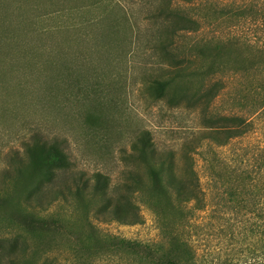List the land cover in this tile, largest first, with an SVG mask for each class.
I'll use <instances>...</instances> for the list:
<instances>
[{
	"label": "rangeland",
	"instance_id": "obj_1",
	"mask_svg": "<svg viewBox=\"0 0 264 264\" xmlns=\"http://www.w3.org/2000/svg\"><path fill=\"white\" fill-rule=\"evenodd\" d=\"M178 12L194 24L173 35ZM184 68L166 93L151 90ZM210 86L211 113L255 117L251 134L198 146L203 106L189 98ZM144 135L177 175L192 161L206 208L136 158ZM37 138L61 144L71 185L91 190L101 174L108 207L135 208L140 224L109 220L100 196L57 194L64 179L44 184L43 164L18 172ZM261 150L264 0H0V264H260L261 230L243 222L264 192ZM133 173L144 186L130 187Z\"/></svg>",
	"mask_w": 264,
	"mask_h": 264
},
{
	"label": "trees",
	"instance_id": "obj_2",
	"mask_svg": "<svg viewBox=\"0 0 264 264\" xmlns=\"http://www.w3.org/2000/svg\"><path fill=\"white\" fill-rule=\"evenodd\" d=\"M168 5L173 0H167ZM182 2H188L189 0H180ZM169 10V6L166 9H161L162 16L165 15L166 22H169V19L173 18L174 10L171 13H167ZM178 19L176 26L177 29H172L175 27L174 25L166 24L167 28L171 30L173 35H176L178 31H185L189 28L191 24H194L192 19L186 18L185 14L178 12L176 14ZM170 24V23H169ZM173 73L171 79L166 81H156L154 85L151 86V90L153 89L154 93H166L168 86L171 81L175 79L181 78L184 76L185 68L178 69ZM216 97L215 86H210L206 91L201 92L198 96L194 98H189L190 101L200 103L203 106L202 110V128L203 131L199 134L197 138V144L199 147H203L204 143L212 142L217 144L218 147H225L230 145L232 142L245 138L249 134H251L254 125H255V117L250 118V116L244 115H235L232 114L230 116L220 115L214 116L215 114L211 113V106ZM260 115V114H258ZM256 116V115H255ZM263 118L262 115L258 116V118ZM259 118V119H260ZM33 143H29L26 146L25 154L19 159V169L18 172H23L28 168H37L38 165L43 164L45 168V179L43 182L47 186L55 185L57 179H60V175L64 179V183H62L57 191L59 195H65L68 193H76L78 195H92V196H100V198L104 201V208H107L109 212L107 218L109 220H116L125 225H136L140 224V215L138 211L134 208L131 212L127 213L124 211L120 203H117L111 207L109 203L111 201V196L106 191V181L104 176L101 174L97 175V182L90 190L89 188V180L83 181L81 183H76L75 185H71L68 181L70 177L76 178L74 175H69L72 173V162L68 156V154L63 150L61 144L58 141L48 142L41 139H34ZM264 151V150H261ZM136 158H141L146 161H151L153 164L158 166L159 168H165L168 170V181L167 185L173 191L177 199L183 204H196L203 203L204 206L201 209L206 208V203H204V192L201 188L200 178L198 177L192 161H189L185 167V173L180 176L174 173V168L172 163L166 162L162 155L158 154L155 150V147L151 143L150 139L144 135L140 139L138 146L136 147ZM11 169H7L3 171V181L12 179ZM262 171H260L261 173ZM60 174V175H59ZM68 174V175H67ZM134 176L131 179L132 185L130 187L133 189V185L136 184L139 187L144 186V183L141 179V176L137 173H133ZM262 174V173H261ZM67 175V176H66ZM153 175L157 177V173L153 171ZM70 176V177H69ZM60 181V180H59ZM263 185L264 189V178L262 180H258ZM128 198V197H127ZM36 199L38 201L41 200V195H37ZM33 200V198H32ZM31 200V202H32ZM41 206V202L39 203ZM110 208V209H109ZM110 210V211H109ZM244 229L248 233H254L255 226L259 227L261 230V242H262V260L260 264H264V192L257 197L256 201L252 208H249V211L244 219ZM256 230V229H255ZM235 250V249H234ZM236 253L234 252V255ZM191 260V259H190ZM14 261L13 258L9 259V263L12 264ZM223 264H243L241 262V258H226L221 260ZM165 264H188L187 262L177 260H169L168 263ZM195 264V263H191Z\"/></svg>",
	"mask_w": 264,
	"mask_h": 264
}]
</instances>
